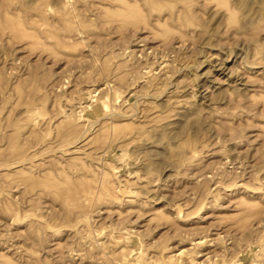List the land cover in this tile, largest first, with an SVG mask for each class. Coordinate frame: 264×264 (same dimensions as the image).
Instances as JSON below:
<instances>
[{"label": "rangeland", "instance_id": "1", "mask_svg": "<svg viewBox=\"0 0 264 264\" xmlns=\"http://www.w3.org/2000/svg\"><path fill=\"white\" fill-rule=\"evenodd\" d=\"M0 264H264V0H0Z\"/></svg>", "mask_w": 264, "mask_h": 264}, {"label": "bare ground", "instance_id": "2", "mask_svg": "<svg viewBox=\"0 0 264 264\" xmlns=\"http://www.w3.org/2000/svg\"><path fill=\"white\" fill-rule=\"evenodd\" d=\"M65 9V8H64ZM101 182V181H100Z\"/></svg>", "mask_w": 264, "mask_h": 264}]
</instances>
